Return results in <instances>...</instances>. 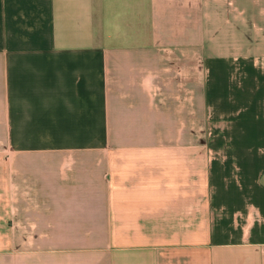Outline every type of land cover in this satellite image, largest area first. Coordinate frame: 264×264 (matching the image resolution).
<instances>
[{"label":"crops","instance_id":"crops-1","mask_svg":"<svg viewBox=\"0 0 264 264\" xmlns=\"http://www.w3.org/2000/svg\"><path fill=\"white\" fill-rule=\"evenodd\" d=\"M0 264H264V0H0Z\"/></svg>","mask_w":264,"mask_h":264}]
</instances>
